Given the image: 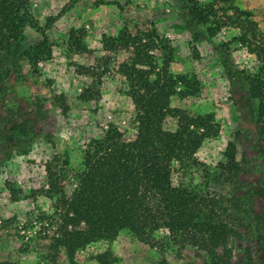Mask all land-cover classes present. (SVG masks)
I'll list each match as a JSON object with an SVG mask.
<instances>
[{
  "label": "rangeland",
  "instance_id": "obj_1",
  "mask_svg": "<svg viewBox=\"0 0 264 264\" xmlns=\"http://www.w3.org/2000/svg\"><path fill=\"white\" fill-rule=\"evenodd\" d=\"M186 1L204 5L211 0L32 2L36 26L24 28L21 47L26 51L45 41L50 57L36 64L37 80L22 70L19 79L11 74L0 84V131L31 120L20 134L23 154H12L3 161L5 143L0 137V264H68L62 248L53 242L61 212L55 206L58 194L47 186L44 167L49 166L68 196L82 172V155L90 140L102 136L108 127L115 128L127 144L136 140L133 105L126 80L118 73L130 50L104 45L124 29L131 34L154 30L168 42L173 49L169 71L199 82L198 93L174 97L170 107L190 117L212 114L218 126L217 135L203 141L195 152L196 167L172 168V183L191 189L208 187V173L222 162L225 147L232 142L237 160L242 157L247 171L234 217L253 228L256 217L264 215V136L256 123L257 103L245 92L241 78L234 79L235 104L231 102L220 65L226 56L230 69L254 75L262 68L264 73V60L256 54L257 48L264 50V0H234L256 23L258 37L250 39L249 46L237 41L245 27L241 22L225 20L227 25L208 39V24L191 22L185 28L179 13ZM217 13L223 16L221 11ZM227 15L235 18L231 12ZM193 34L199 38L193 39ZM75 39L82 47L79 51L72 46ZM53 94L58 97L55 101ZM81 96H88L87 100L81 101ZM262 119L264 122V100ZM164 127L173 130L174 122L167 119ZM249 248L251 260L242 250H235L230 264H264V253L254 245ZM105 251L114 257L113 264H210L204 252L165 230L154 233L147 244L120 232L112 242L84 247L76 253L75 262L97 264L94 256Z\"/></svg>",
  "mask_w": 264,
  "mask_h": 264
},
{
  "label": "trees",
  "instance_id": "obj_2",
  "mask_svg": "<svg viewBox=\"0 0 264 264\" xmlns=\"http://www.w3.org/2000/svg\"><path fill=\"white\" fill-rule=\"evenodd\" d=\"M33 1L0 0V84L11 74L19 79L22 70L37 80L36 64L50 57V47L45 41L26 51L21 47L24 28L36 26L31 15ZM218 3L222 7H217ZM218 11L223 16H218ZM228 12L235 18L228 17ZM179 18L185 28L191 22L208 24L206 39L226 26L225 20L229 24L245 25L237 37L240 45L249 46L250 39L258 37L251 13L238 9L234 0H211L204 5L186 1ZM240 28L242 31L243 26ZM198 38V34H193V39ZM104 45L119 51L130 50L128 60L119 66L118 73L126 80L137 136L127 144L115 128L108 127L102 136L90 140L82 155V172L68 196L57 185L58 179L49 166L44 167L47 186L58 194L55 206L61 212L53 242L62 248L68 264H77L76 253L87 245L112 242L120 232H127L147 244L154 233L165 230L169 236L183 237L204 252L210 264H230L235 250H242L251 260L249 247L253 245L264 253V215L256 217L253 228L243 226L234 217L242 198L239 195L244 188L242 177L247 171L242 157L237 160L232 142L226 145L222 162L208 173V187L191 189L172 183V168L196 167L195 152L203 141L218 133L212 114L190 117L170 107L174 97L198 93L199 82L192 76L174 75L169 71L173 49L154 30L131 34L124 29ZM72 46L76 51L82 48L77 39ZM256 50L264 60V50ZM220 65L231 102L235 104L232 88L237 78H241L250 99L256 101V123L264 136L262 68L254 75H245L238 69H230L231 61L226 56ZM55 96L52 95L54 101L58 99ZM87 97L81 96L80 100L85 102ZM167 119L174 122L173 130L164 127ZM30 122L24 119L21 124L0 131L5 143L3 161L12 154L24 153L20 134ZM66 164L64 161L63 167ZM94 261L113 264L115 259L105 251L95 255Z\"/></svg>",
  "mask_w": 264,
  "mask_h": 264
},
{
  "label": "crops",
  "instance_id": "obj_3",
  "mask_svg": "<svg viewBox=\"0 0 264 264\" xmlns=\"http://www.w3.org/2000/svg\"><path fill=\"white\" fill-rule=\"evenodd\" d=\"M250 1H252V0H250Z\"/></svg>",
  "mask_w": 264,
  "mask_h": 264
}]
</instances>
